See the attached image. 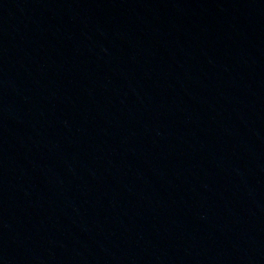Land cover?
Segmentation results:
<instances>
[{"label":"water","instance_id":"water-1","mask_svg":"<svg viewBox=\"0 0 264 264\" xmlns=\"http://www.w3.org/2000/svg\"><path fill=\"white\" fill-rule=\"evenodd\" d=\"M0 264H264V0H0Z\"/></svg>","mask_w":264,"mask_h":264}]
</instances>
